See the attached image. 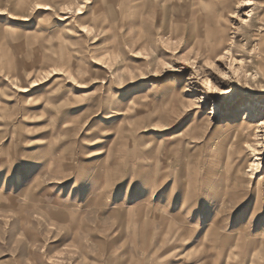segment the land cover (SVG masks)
Masks as SVG:
<instances>
[{
	"label": "rangeland",
	"instance_id": "rangeland-1",
	"mask_svg": "<svg viewBox=\"0 0 264 264\" xmlns=\"http://www.w3.org/2000/svg\"><path fill=\"white\" fill-rule=\"evenodd\" d=\"M261 122L264 0H0V264H264Z\"/></svg>",
	"mask_w": 264,
	"mask_h": 264
},
{
	"label": "crops",
	"instance_id": "crops-1",
	"mask_svg": "<svg viewBox=\"0 0 264 264\" xmlns=\"http://www.w3.org/2000/svg\"><path fill=\"white\" fill-rule=\"evenodd\" d=\"M130 207H132V206H130ZM133 222L135 223V225H134L135 228L138 227V225H140V227L143 228V230H141L139 232L136 230V232H138V236H140V241H141V244H140L141 247L140 248L142 249L143 248V245L146 244L147 239H148L146 229L148 228L149 223H148V220H138V221L137 220H134ZM142 224H144V225H142ZM143 242H145V243H143ZM142 251H143V253H146V249H145V251L144 250H142ZM145 258H146V256L144 257V259Z\"/></svg>",
	"mask_w": 264,
	"mask_h": 264
},
{
	"label": "bare ground",
	"instance_id": "bare-ground-1",
	"mask_svg": "<svg viewBox=\"0 0 264 264\" xmlns=\"http://www.w3.org/2000/svg\"><path fill=\"white\" fill-rule=\"evenodd\" d=\"M230 52H231V50H229L228 53L227 52L226 53L230 54ZM263 125H264V122H261V124H259L258 126L260 127V126H263Z\"/></svg>",
	"mask_w": 264,
	"mask_h": 264
}]
</instances>
